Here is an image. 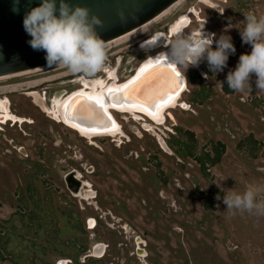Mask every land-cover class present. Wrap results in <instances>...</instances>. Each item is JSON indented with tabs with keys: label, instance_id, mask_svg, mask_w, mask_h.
<instances>
[{
	"label": "rangeland",
	"instance_id": "374dc122",
	"mask_svg": "<svg viewBox=\"0 0 264 264\" xmlns=\"http://www.w3.org/2000/svg\"><path fill=\"white\" fill-rule=\"evenodd\" d=\"M247 3L264 17V0ZM192 5L181 0L145 28L108 43L107 70L94 78L58 65L0 78V99L28 122L0 128V264H264V215L223 203L229 190L264 188V91L256 89L254 74L251 94L220 84L251 53L250 45L240 49L245 22L236 10L213 30L217 39L228 32L238 55L217 74L206 60L189 68L180 101L187 108L170 110L174 120L163 127L147 131L143 122L113 112L122 136L86 139L40 106L50 109L87 90L84 83L110 84L113 75L126 81L150 58L140 51L141 40ZM217 143L225 150L211 165L205 155L213 157ZM71 172L87 184L81 195L67 188ZM256 199L264 201V192ZM96 245L104 247L101 255L93 253Z\"/></svg>",
	"mask_w": 264,
	"mask_h": 264
},
{
	"label": "clouds",
	"instance_id": "9594fccd",
	"mask_svg": "<svg viewBox=\"0 0 264 264\" xmlns=\"http://www.w3.org/2000/svg\"><path fill=\"white\" fill-rule=\"evenodd\" d=\"M20 4L21 0H12L11 11L14 14L21 13ZM22 23L25 33L30 37L27 43L33 51L44 53L47 65L62 66L85 78H94L107 70V43L96 30L103 26V22L91 14L89 8L72 5L68 0H40L39 6L23 12ZM204 26L198 38L191 32L186 34L182 28L174 29L173 38L167 44L169 51L160 53L153 60L162 54L166 62L170 61L168 64L183 70V79H186L185 73L189 68H198L205 60L212 73L223 72L229 56L236 52L232 37L222 34L217 39L215 33H205ZM240 35L242 42L251 46V53L242 54L235 70L228 72V88L234 92L247 91L251 94L254 74L256 89L264 91V17L246 15L245 27ZM202 75L208 79L207 74ZM261 192H264V188L255 186H249L243 195L229 190V194L223 197V203L228 210L264 215V201L256 199Z\"/></svg>",
	"mask_w": 264,
	"mask_h": 264
},
{
	"label": "water",
	"instance_id": "95a60500",
	"mask_svg": "<svg viewBox=\"0 0 264 264\" xmlns=\"http://www.w3.org/2000/svg\"><path fill=\"white\" fill-rule=\"evenodd\" d=\"M179 1L68 0L72 5L89 8L91 14L100 18L103 26L97 27L96 30L106 43L148 24ZM39 3L40 0H21V13L14 14L11 11L12 0H0V78L48 66L44 59V53L33 51L27 43L30 37L25 33L22 23L23 12L31 7L39 6ZM157 60L165 61V57L156 59L143 70L154 65ZM172 67L179 77V91L173 92L175 84H166L163 81L159 84L140 81L142 74L140 71L124 85L110 88L116 90L115 98L109 97V89L104 92L99 97V104L96 103V99H89L84 95H74L65 104L64 119L87 133L107 135L106 133L116 126L111 114L115 108L140 107L155 114L160 106L172 105L185 89V80L173 65ZM100 105H103V108ZM180 106L186 109L182 103ZM161 145L164 144L161 143ZM76 175H78L76 172H71L65 177L67 188L75 195L78 194L82 185ZM102 247V245H97L96 248L101 249ZM94 250L95 248H93V253ZM137 252L140 254L142 251L137 248ZM61 262L63 261L59 263Z\"/></svg>",
	"mask_w": 264,
	"mask_h": 264
},
{
	"label": "flooded vegetation",
	"instance_id": "af4514ba",
	"mask_svg": "<svg viewBox=\"0 0 264 264\" xmlns=\"http://www.w3.org/2000/svg\"><path fill=\"white\" fill-rule=\"evenodd\" d=\"M247 1L248 0H194V4L195 5H192V6H189V7L185 8V11L183 13H181V14L179 13L175 17V19H173L169 24H165V27H163L164 29L161 28V29H159L157 31L154 30V32H150L147 36H145L141 40L142 43L143 42H151V41L155 40V43H157V42L160 43L159 44L160 47H158L157 49H155V50H153L151 52H145L143 50H140V51H142L144 54H146V53H149V55L151 54L150 55V57H151L152 54L154 56V55H156L158 53H161L163 51L168 50L169 47L167 46V44L173 38L174 29H176L178 27L182 28L184 31L189 28L190 30H189V32L187 34H190V32H191L192 35L194 37H197V38L200 36L201 29L203 28L204 25L205 26H204L203 31L205 33H209V34L215 33L213 28H214V24L216 23L217 20H221V22L228 23L229 21H231V18H235L236 17V13L233 10H236L239 13V15L241 16L242 22H245V16L248 15V14H252L253 13L251 11V9L249 10L247 8V7H250V5H251V4L247 3ZM251 1H258V0H251ZM169 9H171V8H169ZM156 19H158V18H156ZM153 21H155V19ZM153 21L149 22V24H147V25H150L151 23H153ZM146 26H144L143 28H145ZM227 34H228V32L225 35H227ZM239 35H240V33H239ZM158 37H160V40L158 39ZM232 43L234 44L236 52H235V54L230 55L229 58H235L238 55V51H239V48L237 47L236 43L235 42H232ZM245 46L248 47L249 45L248 44H244L242 42V40H241L240 49L246 50V48H244ZM215 47H216V45H215V41H214L213 48H215ZM129 72L132 74L133 70H130ZM179 72L182 74V72L180 70H179ZM198 73L200 74V76H203L202 72L200 73V71H199ZM117 83H119V82H117ZM185 83L187 85V80L186 79H185ZM223 86H224V88L226 90L227 89L226 86H228V85L224 84ZM87 90H89V89H87ZM186 91H187V87L180 94L179 99L177 101V106H179L180 108H181V106H180L181 103L183 105H185V107L187 108V105L185 103L180 102L181 101V95L184 92H186ZM226 91H228V90H226ZM44 100L46 102L45 97H44ZM0 102L3 103L4 108H8V110H9L8 112H10V113L12 112L11 108H10L11 104H10V102L8 100H4L3 101V100L0 99ZM48 105H49V102H48ZM36 107H38V106H36ZM47 107H49V106H47ZM175 108H173V109H175ZM170 110H172V109H169V110L164 112L163 121H162V124L160 126L156 125L155 122L151 121L145 115L140 114V113H134V114H131V113H124V114L123 113H117V114L127 115L133 121H141V122H143V127L147 131H151L155 127H163L165 125V123H166V119L167 118L170 119V120H174L173 115L170 113ZM43 114H46V113L43 112ZM17 117H19V116H17ZM20 118H22V117H20ZM52 120H54V119H52ZM145 120L148 121L149 123L145 122ZM24 123H28V122H24ZM57 123H59V122H57ZM7 124H9L10 127H13L16 124L21 125L23 123H12L11 121L7 120L4 124L2 122L0 123V128H1V126H5ZM60 124H62V123H60ZM121 132H122V129H121ZM75 133H77V132H75ZM122 134H123V132H122ZM122 134L116 135L115 137L122 136ZM80 137H82V136H80ZM115 137H112V138H115ZM82 138H84V137H82ZM109 138H111V137H109ZM78 178L80 180V177H78ZM81 182H82V186H81L80 190L82 191V189L84 187H87V186L83 185V183L86 184L84 181H81ZM80 190H79L80 193H78L79 195H81V191ZM140 253L143 254V252H140Z\"/></svg>",
	"mask_w": 264,
	"mask_h": 264
},
{
	"label": "bare ground",
	"instance_id": "6f19581e",
	"mask_svg": "<svg viewBox=\"0 0 264 264\" xmlns=\"http://www.w3.org/2000/svg\"><path fill=\"white\" fill-rule=\"evenodd\" d=\"M149 24V23H148ZM147 25V24H146ZM144 25V26H146ZM144 26H142L141 28H143ZM139 28V29H141ZM137 29V30H139ZM135 30V31H137ZM133 31V32H135ZM131 32V33H133ZM129 33V34H131ZM127 34V35H129ZM125 35V36H127ZM124 36V37H125ZM123 38V37H121ZM120 39V38H118ZM116 39V40H118ZM158 39L160 40V37H158ZM114 40V41H116ZM112 41V42H114ZM111 43V42H109ZM108 44V43H107ZM160 43H155V40L151 41V42H143V43H140L139 44V49L140 50H143L145 52H151L155 49H157L158 47H160L159 45ZM169 51L166 50V51H163L161 53H167ZM160 53L150 57L148 60L144 61L140 67L137 69V71L134 73L133 76H131L129 79H127L126 81L122 82V83H117V79H115V77L113 76V82H111L110 84H105L104 82L102 81H95L91 86H88L87 83H84V88H87L89 90H77L75 92H72L70 93L68 96H66L65 98L61 99L59 102H56L54 101V105L52 108L50 109H47L44 107V105H40L41 108L43 109V111L48 114V115H51L52 116V119H54L55 121L59 122V123H62L65 127L77 132L80 136L86 138V139H91V138H100V137H115L116 135H120L122 134L121 132V129H120V126L118 124V122L116 121V119L114 118L113 116V112L115 113H131V114H134V113H140V114H143L145 115L147 118H149L151 121L155 122L156 124H159L161 121H163V114L165 111L169 110V109H173L177 106V101L178 99H176V101L174 103H172V105H162L160 106L157 110H156V113L155 114H152L148 111H146L145 109H142L140 107H126V106H123V107H120V108H115L113 109V111H111V114L113 116V119L115 121V128L112 129L111 131H109L108 133H106L107 135H94L93 133H90V132H86L84 131L83 129L79 128V127H76L74 125H72L71 123L67 122L65 119H64V116H63V111H64V107H65V104L66 102L71 98L73 97L74 95H84L86 97H89V98H93V99H96L98 97H100L104 92H106L108 89L110 88H114V87H120L122 85H124L125 83H127L128 81H130L133 77H135L136 75H138V73H140V71H142L145 67H147L148 65H150V63H152L153 59H155ZM161 57H164L162 54L158 57V58H161ZM157 58V59H158ZM174 66V65H173ZM177 71L179 72L178 68L176 66H174ZM180 73V72H179ZM181 74V73H180ZM110 77H112V74H109ZM182 76V74H181ZM183 77V76H182ZM185 80V79H184ZM185 89H186V85H185ZM184 89V90H185ZM183 90V91H184ZM7 106V105H6ZM8 108H4V105L2 102H0V123L2 122L3 124L9 120L11 121L12 123H24V122H27L26 119L24 118H20V117H17L13 114H11L10 112H8ZM137 117V116H136ZM139 118V117H138ZM162 123V122H161ZM94 136H93V135ZM161 148L165 151V152H169V149L167 148V146L165 145H161ZM80 177L79 175H76V178L79 180ZM83 185L87 186V184H84ZM82 186V185H81ZM83 186V187H84ZM81 189V188H80ZM81 191V190H80ZM80 193V192H78ZM79 195V194H77ZM90 226V225H89ZM97 245L94 247L95 250H94V254L95 255H101L103 252H104V247H102L101 249H97L96 248ZM142 253H140L141 255ZM142 256V255H141ZM67 262H61L59 264H66Z\"/></svg>",
	"mask_w": 264,
	"mask_h": 264
},
{
	"label": "snow or ice",
	"instance_id": "6c2138e0",
	"mask_svg": "<svg viewBox=\"0 0 264 264\" xmlns=\"http://www.w3.org/2000/svg\"><path fill=\"white\" fill-rule=\"evenodd\" d=\"M179 28V27H178ZM140 81L144 83H155L159 84L161 81L166 84H175L176 87L173 89V92L179 91V77L178 74L173 69L172 65L168 64L166 61L157 60L154 65H151L149 68L142 70ZM115 91L109 89V97L115 98ZM127 91L126 89L124 90ZM91 99V98H89ZM171 99V97H169ZM96 103H100V98H96ZM103 108V105H100Z\"/></svg>",
	"mask_w": 264,
	"mask_h": 264
},
{
	"label": "trees",
	"instance_id": "16d2710c",
	"mask_svg": "<svg viewBox=\"0 0 264 264\" xmlns=\"http://www.w3.org/2000/svg\"><path fill=\"white\" fill-rule=\"evenodd\" d=\"M186 135H189L191 138H193V133H185ZM215 150V153L213 157H210V155L206 154L207 157L206 162H209L211 165L216 164L220 161V158L222 154L224 153L225 147L221 143H217L216 147L213 149V152ZM190 154V153H189Z\"/></svg>",
	"mask_w": 264,
	"mask_h": 264
}]
</instances>
